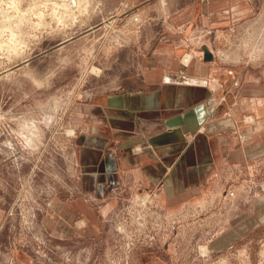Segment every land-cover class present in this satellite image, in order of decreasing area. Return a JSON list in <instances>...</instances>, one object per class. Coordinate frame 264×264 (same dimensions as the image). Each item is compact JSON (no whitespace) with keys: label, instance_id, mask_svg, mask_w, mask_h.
<instances>
[{"label":"rangeland","instance_id":"obj_1","mask_svg":"<svg viewBox=\"0 0 264 264\" xmlns=\"http://www.w3.org/2000/svg\"><path fill=\"white\" fill-rule=\"evenodd\" d=\"M183 65L219 91L211 114L231 118L245 84L264 80V0H0V264H264V153L225 158L172 214L150 191L81 188L75 138L96 120L91 103Z\"/></svg>","mask_w":264,"mask_h":264},{"label":"crops","instance_id":"obj_2","mask_svg":"<svg viewBox=\"0 0 264 264\" xmlns=\"http://www.w3.org/2000/svg\"><path fill=\"white\" fill-rule=\"evenodd\" d=\"M186 66L179 67V78H166L158 87L149 78L146 88L106 93L100 104L91 103L96 120L75 138L83 191L101 199L150 191L158 209L172 214L195 205L212 188L225 158L236 165L264 153V80L245 84L232 117L221 119L211 114V103L218 105L217 113L223 104L216 86L189 83L181 74ZM248 107L258 115L243 124L240 110ZM201 125L205 131L196 132ZM240 133L246 134L242 141ZM237 236L222 235L215 242L224 246Z\"/></svg>","mask_w":264,"mask_h":264},{"label":"bare ground","instance_id":"obj_3","mask_svg":"<svg viewBox=\"0 0 264 264\" xmlns=\"http://www.w3.org/2000/svg\"><path fill=\"white\" fill-rule=\"evenodd\" d=\"M130 23V22H129ZM183 58V57H182ZM192 59V54H189V55H186V57L184 58V60H183V63L185 64V65H188L189 63V61ZM250 119H251V117H250ZM253 120V119H252ZM138 151V150H137ZM146 198V197H145ZM144 199V198H143ZM136 210V209H135ZM154 221V220H153ZM81 224H83V221H82V223ZM160 234V233H159Z\"/></svg>","mask_w":264,"mask_h":264},{"label":"water","instance_id":"obj_4","mask_svg":"<svg viewBox=\"0 0 264 264\" xmlns=\"http://www.w3.org/2000/svg\"><path fill=\"white\" fill-rule=\"evenodd\" d=\"M206 56H207V57L210 56V52L207 51Z\"/></svg>","mask_w":264,"mask_h":264}]
</instances>
